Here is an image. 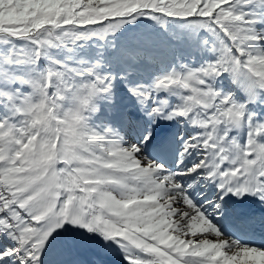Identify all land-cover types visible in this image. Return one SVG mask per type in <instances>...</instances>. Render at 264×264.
Here are the masks:
<instances>
[{
  "label": "snow or ice",
  "instance_id": "1",
  "mask_svg": "<svg viewBox=\"0 0 264 264\" xmlns=\"http://www.w3.org/2000/svg\"><path fill=\"white\" fill-rule=\"evenodd\" d=\"M233 225L264 228V0H0V264H264Z\"/></svg>",
  "mask_w": 264,
  "mask_h": 264
},
{
  "label": "bare ground",
  "instance_id": "2",
  "mask_svg": "<svg viewBox=\"0 0 264 264\" xmlns=\"http://www.w3.org/2000/svg\"><path fill=\"white\" fill-rule=\"evenodd\" d=\"M166 57L167 56H163ZM258 204L255 202L254 198H248L245 202V208L248 209L251 212H256L258 210ZM229 232L232 235H235L237 238L241 239L245 243L253 244L257 247H264V245H257L254 243H250L249 241H246L245 236L249 237L254 234H260L264 236V228H261L260 226H254V227H244V226H238L233 225L229 227ZM245 236H244V235ZM112 264H122V258L113 257Z\"/></svg>",
  "mask_w": 264,
  "mask_h": 264
},
{
  "label": "rangeland",
  "instance_id": "3",
  "mask_svg": "<svg viewBox=\"0 0 264 264\" xmlns=\"http://www.w3.org/2000/svg\"><path fill=\"white\" fill-rule=\"evenodd\" d=\"M143 23H141L137 29L133 30V33L132 34H139V33H152V32H155L157 35H156V38L159 39V40H163L164 39V33L163 31L158 27V26H155L154 27V22L152 21H149L145 18H140ZM128 26L125 25V28H127ZM124 29H121V32H123ZM169 31H176V32H179L181 31L179 25H177L175 22H173L172 24L169 25ZM173 55V52L172 51H169V50H165L163 53H162V56H167V58H170L171 56ZM198 58V57H197ZM197 58H192L193 61H195V59Z\"/></svg>",
  "mask_w": 264,
  "mask_h": 264
}]
</instances>
